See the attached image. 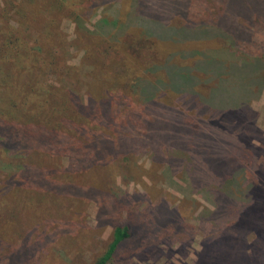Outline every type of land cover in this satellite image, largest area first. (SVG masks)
Instances as JSON below:
<instances>
[{"label": "rangeland", "instance_id": "1", "mask_svg": "<svg viewBox=\"0 0 264 264\" xmlns=\"http://www.w3.org/2000/svg\"><path fill=\"white\" fill-rule=\"evenodd\" d=\"M145 1L139 14L136 0H48L47 23L38 19L45 0L27 3L31 18L19 21L17 50L6 58L4 50L0 54V69L11 76V83L0 81V87L7 83L4 93L22 106L13 116L0 111V124L8 126L0 128V264H94L123 218L130 222V236L103 264H202L213 257L210 253L200 261L201 219L211 222V196L205 199V192L189 187L175 175L178 171L168 177L165 172L167 180H162L166 162L174 161L169 155L192 161L185 152H164L158 146L154 128L180 116L171 112L172 104L144 106L140 84L155 74L164 77L165 71L152 69L161 61L155 62L160 50L180 48L173 63H187L193 74L209 68H195L197 52L236 74L222 82L211 103L224 97V85L240 97L225 109L244 112L245 134L259 150L256 171L247 177L263 185L257 178L264 170V0H187L169 15V26L189 21L196 31L208 26L215 34L179 44L153 41L170 7L166 0ZM7 2L0 0V25H16L15 9L8 10ZM142 26L153 33H140ZM169 26L162 31L165 37ZM8 31H0V42ZM16 74L20 76L13 80ZM210 83L200 82L199 90L206 95ZM244 86L250 90L245 99ZM14 87L32 104L35 118H25L29 103L14 97ZM171 94L165 89L157 101H168ZM175 103L180 112L185 109ZM225 118L230 117L221 115ZM50 122L59 126V134L48 145L44 136ZM252 247L256 264H264V246L250 244V252Z\"/></svg>", "mask_w": 264, "mask_h": 264}, {"label": "trees", "instance_id": "2", "mask_svg": "<svg viewBox=\"0 0 264 264\" xmlns=\"http://www.w3.org/2000/svg\"><path fill=\"white\" fill-rule=\"evenodd\" d=\"M30 1L8 0L7 2L10 4L8 10L15 9L14 14L17 15V18H14L16 25H0V31L5 29L10 30L7 32L8 34L5 33L4 40L0 42V54L4 50L6 52L5 58L9 57V52H13L14 48L17 50L18 46H16L15 41L17 32L19 31V21L23 18H31V10L27 5ZM60 1L55 0L56 3ZM166 3V6L170 8L162 14L165 15L163 17L166 21L165 26H162L158 37H152L153 41L172 39L173 42L179 44V42L195 41L199 38L207 40L206 38L211 37L210 34H215L208 30V26L202 27L200 31H196L193 28V24L189 21L181 22L179 26H169V15L172 11L179 10L185 6L187 0H166ZM136 4L138 5L139 14L147 7L145 0H136ZM49 6L51 4L48 3V0H45L40 6L38 19L42 23L48 22ZM147 16L153 19L159 18L158 15ZM230 21L232 22V20ZM166 26L172 29L169 31L168 37H165V32H162ZM173 30L177 34H171L170 32ZM229 30L230 28L228 27L226 31L229 32ZM140 33L152 34L153 30L149 27H144L143 30H140ZM179 50L180 48L177 51ZM177 51L160 50L162 55L157 51L155 62L161 61L159 64L154 65L152 69H162L165 71L164 77L155 74L148 83L140 84L145 94L144 106L152 107L159 104L162 107H166L167 104L165 102H170L172 104H170L172 107L171 112L176 111L180 115L175 118V122L168 124L164 120L160 126L154 128L159 131L157 135L158 146H163L164 152H185V154H180L187 156L190 162L192 161L190 165L188 161L185 162L182 158L178 159L173 154L169 155L168 158H174V161H179V163L173 168L172 163L174 161L166 162L163 173H161L162 180L165 183L166 177L170 176L172 170L178 171L175 175L185 181L189 187L197 189V192H205L204 198L208 199V194L211 196L214 203V208L210 213L211 222L207 224L206 220L208 221V218L204 221L201 219L204 239L202 240L203 256H201L200 261L208 257L210 253H214V255L208 261L203 260L202 264H256L257 250L255 247H252L250 252V244L264 246V170L260 174L261 177L257 178L258 180L261 178L259 181L263 185L252 183L247 174L256 171L255 165L259 150L251 141L250 136L245 134V126H243L245 123L241 120L244 112L240 111L237 107H233L234 111L232 109H225V106L233 103L238 104L241 101L238 100L240 99L238 95L235 97L234 89H228L229 86L226 87L224 85L223 91L220 92V95H224V97H221V99L217 98L215 103H211V100L215 97L214 92L221 88L222 82L224 81L227 84L226 80L228 78L231 79L236 74L232 71H224L225 69L222 68V64L214 57L202 58L199 52L196 53L192 64L197 63L195 65L196 69L200 65H207L209 68L206 71L199 70L204 72L202 75L193 74L185 67V65H188L187 63L183 64L182 61L173 63V60L177 61L176 57L179 56L180 52L177 53ZM185 55V57H194V54L190 56L187 52H185ZM3 60L0 57V62ZM214 63H217V65L214 66ZM0 67H2L1 63ZM212 74L216 76L211 81ZM19 76V74H16L12 76V79L14 80ZM10 79L11 76L8 79L7 74L0 69V81L11 83ZM200 82H211L206 95L199 90ZM139 83L134 80L135 85ZM3 86L2 88L0 87V111H3L8 116H13L17 113V110L22 109V106L19 108L14 103L13 95L10 92L4 93L6 89ZM165 89L174 92V94L167 96L168 101H157V99L159 100L162 97L160 95ZM17 90L18 87H14V91L16 92L14 97L18 98L19 96L24 102L29 103L26 108L27 111H24V115H27L25 118L29 116L35 118L34 114L30 113L32 104L24 99L23 96H20ZM104 90L106 91V87ZM7 91H11V89H7ZM249 91L248 86H244L242 92L244 99L247 97ZM6 100L8 102H3ZM175 101L179 102L180 106H183L185 109L180 112L177 109V103L173 104ZM245 108L248 110L247 106ZM40 112L42 111L40 110ZM108 112L106 111V113ZM203 115L207 116L203 117ZM221 115H228L233 120L225 118V121H222ZM115 124L116 122H114ZM107 125H109L108 121ZM146 125V130H150L151 122L147 121ZM5 127L8 126L0 124V128ZM47 127L44 139L50 145L58 141L59 126L56 123L50 122ZM102 128L105 129V127ZM144 133L148 134L149 131H145ZM91 137L95 141L98 140V137L95 135ZM107 147L104 144V148L107 149ZM165 172L168 173L166 177L164 176ZM130 230L131 225L128 219L123 218L119 220L112 229L111 239L106 250L94 264H103L107 261L117 245L130 236ZM261 261L264 262V257Z\"/></svg>", "mask_w": 264, "mask_h": 264}]
</instances>
